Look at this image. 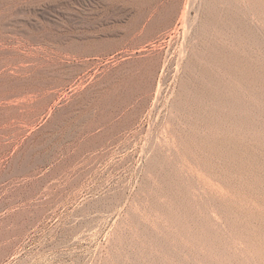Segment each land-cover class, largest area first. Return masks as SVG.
Returning a JSON list of instances; mask_svg holds the SVG:
<instances>
[{"label": "rangeland", "instance_id": "rangeland-1", "mask_svg": "<svg viewBox=\"0 0 264 264\" xmlns=\"http://www.w3.org/2000/svg\"><path fill=\"white\" fill-rule=\"evenodd\" d=\"M244 4L0 0V264H264V24Z\"/></svg>", "mask_w": 264, "mask_h": 264}, {"label": "bare ground", "instance_id": "bare-ground-1", "mask_svg": "<svg viewBox=\"0 0 264 264\" xmlns=\"http://www.w3.org/2000/svg\"><path fill=\"white\" fill-rule=\"evenodd\" d=\"M220 1H221V0H220ZM223 1H224V0H223ZM225 1H226V0H225ZM227 1H228V0H227ZM242 1H243V0H242ZM212 2H213V1H212ZM244 2H245L244 5H246V7H248L249 10H251V11L253 10V12H255V16H256V18H257V22H258L259 24H264V0H244ZM206 8H207V7H206ZM172 10H173V9H172ZM212 10H213V9H212ZM225 10H226V9H225ZM229 10H230V9H229ZM204 11H205V10H204ZM211 12H212V11H211ZM222 12H223V11H222ZM212 13H213V12H212ZM212 13H211V14H212ZM215 13H216V11H215ZM220 13H221V12H220ZM232 13H233V12H232ZM236 13H237V12H236ZM213 14H214V13H213ZM216 14H217V13H216ZM224 15H225V14H224ZM232 15H233V14H232ZM234 15H236V14H234ZM238 16H239V15H238ZM228 17L231 18V16H228ZM207 18H208V17H207ZM210 18H211V16H210ZM213 18H214V17H213ZM219 18H220V17H219ZM230 18H229V19H230ZM232 18H233V17H232ZM214 19H215V18H214ZM239 19H240V18H239ZM218 20H219V19H218ZM207 21H208V20H207ZM214 21H216V19H215ZM220 21H221V20H220ZM240 21H241V19H240ZM211 22H213V21H211ZM242 22H244V21H242ZM206 23H207V22H206ZM217 23H218V22H217ZM228 23H229V22H228ZM219 24H220V23H219ZM225 24H226V23H225ZM229 27H230V24H229ZM240 27H241V25H240ZM243 27H244V25H243ZM246 29H247V28H246ZM219 30H220V29H219ZM234 30H235V29H234ZM234 30H233V32H234ZM211 31H212V30H211ZM225 31H226V30H225ZM235 31H236V30H235ZM242 31H243V30H242ZM244 31H245V30H244ZM244 31H243V32H244ZM236 32H237V31H236ZM215 33H216V32H215ZM245 33H246V32H245ZM217 34H218V33H217ZM217 34H216V35H217ZM252 34H253V33H252ZM263 34H264V33H263ZM243 35H244V33H243ZM218 36H219V35H218ZM218 36H217V37H218ZM220 36H221V35H220ZM251 36H252V35H251ZM226 37H227V35H226ZM241 37H242V36H241ZM244 37H245V35H244ZM246 37H247V36H246ZM231 38H232V37H231ZM237 38H238V37H237ZM249 38H250V37H249ZM209 39H210V38H209ZM232 39H234V38H232ZM253 39H254V38H253ZM255 39H256V37H255ZM221 40H222V39H221ZM243 40H244V39H243ZM245 40H246V39H245ZM248 40H249V39H248ZM246 41H247V40H246ZM258 41H260V40L258 39ZM217 42H218V41H217ZM249 42H251V40H249ZM253 43H254V42H253ZM257 43H258V42H257ZM257 43H256L255 45H257ZM220 44H222V43H220ZM220 44H219V45H220ZM233 44L235 45V43H233ZM260 44H261V43H260ZM250 46H251V45H250ZM209 47H210V46H209ZM212 47H213V46H212ZM222 48H223V47H221V49H222ZM232 48H233V47H232ZM257 48H258V47H257ZM214 49H215V47H214ZM217 49H218V48H217ZM261 49H262V48L260 47V51H261ZM223 50H224V49H223ZM226 50H227V49H226ZM238 50H239V49H238ZM248 50H249V48H248ZM253 50H254V49H253ZM255 50H256V49H255ZM257 50H258V49H257ZM206 51H208V50H206ZM227 51H228V50H227ZM229 51H230V50H229ZM233 51H234V50H233ZM233 51H231V52H233ZM244 51H245V50H244ZM258 51H259V50H258ZM260 51H259V52H260ZM221 52H222V51H221ZM241 52H242V51H241ZM245 52H246V51H245ZM249 52H250V50H249ZM254 52H255V51H254ZM236 53H237V52H236ZM236 53H235V54H236ZM247 53H248V51H247ZM247 53H244V54H247ZM263 53H264V52H263ZM217 54H218V53H216V51L213 50V52L210 54V55H211L210 58L212 57V59H214V58L217 59V56H218ZM222 54H224V53L222 52ZM239 54H240V53H239ZM244 54H243V55H244ZM253 54H254V53H253ZM228 55H229V54H228ZM228 55H227V56H228ZM230 55H233V56H234V54H232V53H231ZM230 55H229V56H230ZM243 55H242V56H243ZM248 55H249V53H248ZM261 55H262V54H260V56H261ZM244 56H245V55H244ZM182 57H183V56H182ZM200 57H201V56H200ZM208 57H209V55H208ZM234 57H235V58H236V57L238 58V56H236V55H235ZM249 57H250V55H249ZM258 57H259V56H258ZM262 57H263V55H262ZM223 58H224V56H222V59H223ZM243 58H245V57H243ZM251 58H252V56H251ZM251 58H250V59H251ZM208 59H209V58H208ZM238 59H240V57H239ZM256 59H257V58H256ZM209 60H210V59H209ZM236 60H237V59H236ZM241 60H242V59H241ZM241 60H240V62H241ZM243 60H244V59H243ZM247 60H249V59L247 58ZM253 60H255V59L253 58ZM253 60H252V61H253ZM257 60H258V59H257ZM261 60H262V59H261ZM233 61H235V59H234ZM249 61H250V60H249ZM249 61H248V63L250 64L252 61H251V62H249ZM259 61H260V60H259ZM209 62H210V61H209ZM218 62H219V61H218ZM218 62H217V63H218ZM245 62H246V61H245ZM254 62H255V61H254ZM254 62H253V63H254ZM256 62H257V61H256ZM262 62H263V61H262ZM227 63H228V62H227ZM227 63H224V64H226V66H227ZM238 63H239V62H238ZM242 63H243V62H242ZM253 63H252L251 65L254 66ZM218 64H219V63H218ZM239 64H240V63H239ZM239 64H235V65H239ZM235 65H234V67H236ZM222 66H223V65H222ZM224 66H225V65H224ZM231 66H232V63H231ZM231 66H230V68H231ZM240 66H241V64H240ZM249 66H250V65H249ZM255 66H256V65H255ZM262 66H263V65H261V67H262ZM227 67L229 68V66H227ZM227 67H225V68H227ZM234 67H233V68H234ZM241 67H242V66H241ZM241 67H240V70H242L243 72H245L244 70H247V69H244V70H243ZM243 67H244V66H243ZM259 67H260V66H259ZM220 68H221V67H220ZM245 68H247V67H245ZM250 68H251V67H250ZM253 68H254V67H253ZM194 69H195V68H194ZM203 69H204V68H203ZM221 69H222V68H221ZM231 69H232V68H231ZM236 69H238V68H236ZM255 69H257V68H255ZM208 70H209V69H208ZM232 70H233V69H232ZM232 70H230V71L232 72ZM234 70H235V69H234ZM257 70H258V69H257ZM194 71H196V70H194ZM198 71H199V69H198ZM205 71H207V70H205ZM205 71H204V72H205ZM238 71H239V69L237 70V72H238ZM201 72H202V71H201ZM208 72H209V71H208ZM239 72H240V71H239ZM199 73H200V72H199ZM205 73H206V72H205ZM228 73H229V72H228ZM235 73H236V71H235ZM245 73H247V72H245ZM193 74H194V73H193ZM202 74H203V72H202ZM202 74H201V75H202ZM208 74H210V72H209ZM208 74H207V76H208ZM229 74H230V73H229ZM198 75H199V74H198ZM211 75H212V74H211ZM211 75H210V76H211ZM236 75L239 76L240 74H236ZM248 75H249V74H248ZM196 76H197V75H196ZM204 76H206V75H204ZM228 76H229V75H228ZM249 76H250V75H249ZM197 77H198V76H197ZM212 77H213V76H212ZM192 78H193V77H192ZM202 78H203V76H202ZM231 78H232V77H231ZM234 78H235V77H234ZM199 79H200V78H199ZM208 79H210V78H208ZM211 79H213V78H211ZM214 79H215V78H214ZM180 80H181V79H180ZM183 80H184V78H183ZM183 80H182V81H183ZM190 80H191V79H190ZM202 80H203V79H202ZM219 80H220V79H219ZM232 80H233V79H232ZM244 80H245V79H244ZM182 81H181V82H182ZM186 81H187V80H186ZM196 81H197V80H196ZM205 81H206V80H205ZM205 81H203V82H205ZM241 81L243 82V79H242ZM188 82H189V81H188ZM208 82H209V81H208ZM184 83H185V82H184ZM189 83H190V82H189ZM189 83H187V84H189ZM205 83H207V81H206ZM205 83H204V85H205ZM246 83H247V82H246ZM195 84H196V83H195ZM200 84H201V82H200ZM202 84H203V83H202ZM208 84H210V83H208ZM212 84H213V82H212ZM251 84H252V83H251ZM254 84H255V83H254ZM181 85H182V84H181ZM181 85H180V86H181ZM184 85H186V84H184ZM189 85L192 86L193 84L190 83ZM189 85H188V86H189ZM252 85H253V84H252ZM186 86H187V85H186ZM186 86H184V87L182 86V88H185ZM191 86H190V87H191ZM194 86H195V85H194ZM194 86H193V87H194ZM202 86H203V85H202ZM212 86H213V85H212ZM248 86H249V85H248ZM248 86H247V87H248ZM207 87H210V86H207ZM215 87H216V86H215ZM232 87H233V86H232ZM236 87H237V86H236ZM238 87H239V86H238ZM243 87H244V86H243ZM182 88H181V89H182ZM191 88H192V87H191ZM245 88H246V87H245ZM250 88H251V87H249V89H250ZM253 88L255 89L256 87H253ZM181 89H180V90H181ZM188 89H189V87H188ZM200 89H202V88L200 87ZM233 89H234V88H233ZM242 89H243V88H242ZM183 90H184V89H183ZM183 90H182V91H183ZM195 90H196V89H195ZM215 90H216V89H215ZM185 91H188V90L185 89ZM245 91H246V90H245ZM251 91H252V90H251ZM256 91H257V89H256ZM256 91H255V92H256ZM259 91H260V90H259ZM179 92H180V91H179ZM193 92H194V91H193ZM208 92H209V91H208ZM210 92H211V91H210ZM214 92H215V91H214ZM255 92H254V93H255ZM181 93H182V92H180V94H181ZM249 93H250V92H249ZM182 94H183V93H182ZM182 94H181V95H182ZM188 94H189V93H188ZM188 94H187V96H188ZM220 94H221V93H220ZM239 94H240V93H239ZM251 94H252V92H251ZM258 94H259V93H258ZM258 94H257V96H258ZM216 95H217V94H216ZM232 95H233V94H232ZM253 95H255V94H253ZM259 95H260V94H259ZM218 96H219V94H218ZM221 96H222V95H221ZM221 96H220V97H221ZM223 96H225V95H223ZM236 96H237V95H236ZM241 96H242V95H241ZM184 97H185V96H184ZM189 97H191V96H189ZM230 97H231V96H230ZM197 98H199V97H197ZM197 98H196V99H197ZM235 98H236V97H235ZM241 98H242V97H241ZM255 98H256V96H255ZM178 99H179V97H178ZM200 99H201V98H200ZM205 99H206V98H205ZM222 99H223V98H222ZM253 99H254V97H253ZM253 99H252V100H253ZM257 99H258V98H257ZM179 100H180V99H179ZM181 100H183V99H181ZM188 100H189V99H188ZM201 100H202V99H201ZM229 100H230V99H228V101H227L226 103H229V102H230ZM237 100H239V98H237ZM176 101H177V100H176ZM205 101H206V100H205ZM205 101H204V102H205ZM207 101H208V100H207ZM220 101H221V100H220ZM256 101H257V100H256ZM258 101H259V100H258ZM185 102H187V101H185ZM201 102L204 103L203 100H202ZM210 102H211V101H210ZM218 102H219V101H218ZM218 102L216 103L217 105H219ZM232 102H233V101H232ZM235 102H236V101H235ZM235 102H234V104L237 103V102H236V103H235ZM241 102H242V101H241ZM254 102H255V101H254ZM208 103H209V102H208ZM226 103H223V105H222V104H220V105L224 106ZM251 103H252V102H251ZM205 104H206V103H205ZM211 104H212V103H211ZM216 104H215V105H216ZM230 104H232V103H230ZM239 104H240V103H238L237 108H238ZM243 104H244V103H243ZM245 104H246V102H245ZM179 105H181V103H180ZM186 105H187V104H186ZM188 105H190V104H188ZM203 105H204V104H203ZM207 105H208V104H207ZM209 105H210V104H209ZM247 105H249V104H247ZM228 106H229V104H228ZM243 106H244V105H243ZM178 107H180V106H178ZM188 107H189V106H188ZM217 107H218V106H217ZM174 108H175V107H174ZM176 108H177V107H176ZM182 108H183V107H182ZM190 108H191V107H190ZM206 108H207V107H206ZM218 108H219V107H218ZM242 108H243V107H242ZM247 108H248V106H247ZM247 108H246V109H247ZM251 108H252V107H251ZM187 109H188V108H187ZM196 109H198V108H196ZM208 109H209V107H208ZM234 109H235V108H234ZM239 109H240V108H239ZM248 109H249V108H248ZM240 110H241V109H240ZM244 110H245V108H244ZM251 110H252V109H251ZM191 111H192V110H191ZM198 111H199V110H198ZM181 112H183V111H181ZM185 112H186V111H185ZM205 112H206V111H205ZM213 112H214V111H213ZM240 112H241V111H240ZM245 112H246V111H245ZM248 112H250V111H248ZM177 113H178V111H177ZM195 113H196V112H195ZM237 113H238V112H237ZM242 113H243V112H242ZM246 113H247V112H246ZM246 113H244V114H246ZM251 113H252V112H251ZM258 113H259V112H258ZM206 114H207V113H206ZM206 114H205V115H206ZM208 114H209V113H208ZM232 114H233V113H232ZM182 115H183V113H182ZM191 115H193V114H191ZM227 115H228V114H227ZM249 115H250V114H249ZM214 116H215V115H214ZM223 116H224V115H223ZM239 116H240V114H239ZM252 116H253V115H252ZM195 117H196V116H195ZM197 117H198V116H197ZM204 117H205V116H204ZM225 117H226V116H225ZM186 118H187V116H186ZM228 118H230V117H228ZM248 118H249V117H248ZM248 118H247V119H248ZM250 118H251V117H250ZM208 119H209V118H208ZM208 119H207V122L205 121V122L207 123V125H208V123H209V122H208ZM211 119H213V118H211ZM219 119H220V118H219ZM219 119H218V120H219ZM188 120H189V119H188ZM198 120H199V118H198ZM198 120H197V121H198ZM214 120H215V119H214ZM220 120H221V119H220ZM220 120H219V121H220ZM242 120H243V119H242ZM245 120H246V119H245ZM192 121H193V120H192ZM224 121H225V120H224ZM240 121H241V119H240ZM248 121H249V120H248ZM235 122H236V121H235ZM237 122H238V121H237ZM201 123H202V121H201ZM211 123H212V122H211ZM246 123H247V122H246ZM203 124H204V123H203ZM214 124H216V123H214ZM233 124H234V123H233ZM242 124H243V122H242ZM248 124H249V123H248ZM250 124H251V123H250ZM211 125H213V124H211ZM224 125L227 126L226 124H224ZM187 126H188V125H187ZM191 126H193V125H191ZM217 126H218V124H217ZM230 126H231V125H230ZM238 126H239V125H237V127H238ZM244 126H245V124H244ZM253 126H254V125H253ZM209 127H210V126H209ZM218 127H219V126H218ZM218 127H217V128H218ZM221 127H222V125H221ZM254 127H255V126H254ZM191 128H192V127H191ZM194 128H195V127H194ZM222 128H224V127H222ZM246 128H247V126H246ZM218 129H219V128H218ZM227 129H228V128H227ZM252 129H253V128H252ZM173 130H174V129H173ZM187 130H188V129H187ZM187 130H186V131H187ZM204 130H205V129H204ZM208 130H209V129H208ZM211 130H212V128H211ZM223 130H224V129H223ZM237 130H238V128H237ZM237 130H236V131H237ZM244 130H245V129H244ZM218 131H219V130H218ZM236 131H234V132H236ZM184 132H185V131H184ZM188 132H189V131H188ZM192 132H193V131H192ZM196 132H197V131H196ZM198 132H199V131H198ZM219 132H220V131H219ZM222 132H223V131H222ZM229 132H230V131H229ZM190 133H191V132H190ZM194 133H195V132H194ZM224 133H225V132H224ZM237 133H238V132H237ZM243 133H244V132H243ZM253 133H254V131H253ZM169 134H170V133H169ZM192 134H193V133H192ZM179 135H180V134H179ZM205 135H206V134H205ZM208 135H209V133H208ZM229 136H230V135H229ZM207 137H208V136H207ZM149 139H150V138H149ZM154 139H155V138H154ZM199 139H200V137H199ZM206 139H207V138H206ZM218 139H219V138H218ZM175 140H176V138H175ZM180 140H181V139H180ZM182 142H183V141H182ZM155 143H156V142H155ZM159 143H160V142H159ZM149 144H150V143H149ZM241 144H242V143H241ZM175 145H176V144H175ZM184 145H185V144H184ZM229 145H230V144H229ZM163 146H164V145H163ZM180 146H181V145H180ZM185 146H186V145H185ZM158 147H159V146H158ZM168 147H169V146H168ZM156 148H157V147H155V149H156ZM160 148H162V147L160 146ZM160 148H159V149H160ZM200 149H201V148H200ZM208 149H209V148H208ZM241 149H242V148H241ZM161 150H162V149H161ZM201 150H202V149H201ZM201 150H200V151H201ZM206 150H207V149H206ZM193 151H194V149H193ZM177 154H178V153H177ZM197 154H198V153H197ZM157 160H158V159H157ZM200 161H201V160H200ZM193 163H194V162H193ZM196 164H197V163H196ZM193 165H194V164H193ZM207 230H208V229H207Z\"/></svg>", "mask_w": 264, "mask_h": 264}]
</instances>
